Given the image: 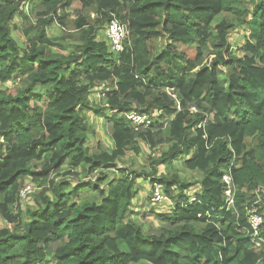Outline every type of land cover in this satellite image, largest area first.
I'll return each instance as SVG.
<instances>
[{
    "label": "trees",
    "instance_id": "1",
    "mask_svg": "<svg viewBox=\"0 0 264 264\" xmlns=\"http://www.w3.org/2000/svg\"><path fill=\"white\" fill-rule=\"evenodd\" d=\"M75 1L68 46L46 29L65 25ZM111 14L128 28L119 55L99 39ZM30 16L25 31L38 34L26 44L15 21ZM240 28L242 43H231ZM179 44H194L195 58ZM89 112L110 149L88 146ZM131 112L150 115L149 127L136 130ZM142 145L166 148L149 156L150 171L111 172ZM178 161L200 178L178 175ZM142 177L174 204L152 210L157 226L135 219ZM27 180L39 192L22 208ZM253 210L264 218V0H0V264H264L250 240Z\"/></svg>",
    "mask_w": 264,
    "mask_h": 264
},
{
    "label": "rangeland",
    "instance_id": "2",
    "mask_svg": "<svg viewBox=\"0 0 264 264\" xmlns=\"http://www.w3.org/2000/svg\"><path fill=\"white\" fill-rule=\"evenodd\" d=\"M67 13L70 15V18H69V21L65 25H62L56 21L52 26L47 27L46 32H47L48 37L51 39H54V40H61L62 38H65L66 41L62 42V43H66V45L69 46V45L74 44V41H72L68 35V34L74 33V31H73L74 27L71 24V22L78 15H81V5L78 3V1L74 2V4L72 5V7L70 8V10ZM93 14H94V12H91L89 14L91 19H94ZM32 19H33L32 16H30L27 20L16 19L15 23L18 24L19 29L14 31V37L17 40H19L20 42L28 44L29 39L35 37L38 34V32L36 30H33L32 33L30 34V36H28L26 31H25L27 29L28 30L31 29V27L36 26V20H32ZM240 31L241 32L239 33L236 30H232V32H231V43H233V44L242 43L245 32L242 28H240ZM99 39L100 40H106V42L108 43L105 25H104V29L102 31H100ZM163 45H164L163 41L160 40V41H157L153 46L157 49V51H160V49L163 48ZM178 48H179L180 52L186 53V55L189 59L192 60L195 58L196 47L194 44H190V45L179 44ZM55 50H58V49H55ZM214 57L215 56L211 55V54L207 55L208 63L211 62V60H213ZM5 87L10 88V92H14L17 88V85L16 84H14V85L13 84H7ZM91 102L95 106H97V104L100 103V98H99L98 92L93 93V95L91 97ZM87 118H88L89 123L92 125V127L95 131L89 137L88 146L90 148H94L98 142H101L102 145L106 149H110L112 147V144H111V141H110V139H109L108 135L106 134V131L103 127L101 117L96 116L93 112H89L87 114ZM165 150H166V148H160L159 150H157L155 152H151L150 149L146 145H142L141 155L137 156V155H134L133 153L129 152L127 154L126 158L121 163L118 164V167L116 169H113V171H111V172L116 173L114 171L117 169H127V168L134 170V171H137V172H141L143 170L150 171V169H149L150 161L148 160L149 156H151L154 159H157L158 157H160L162 152H164ZM173 168L175 170H178L177 174L186 180L193 179L194 181H197L200 178L199 175H197V174L193 175L191 172L184 171L182 169L181 163L179 161L175 162ZM159 174L160 175H166L167 170H165V168L163 166H161L159 168ZM159 174L156 176L157 178L160 176ZM72 178L75 179L74 181H79V177H77V176H74ZM81 178H83V177H81ZM91 178H89L87 180H90ZM82 181H86V180L83 179ZM27 182L32 183L30 180H27V181H25L24 185ZM33 185L35 187V194H36L39 192V189L35 184H33ZM136 187H137L139 193L136 197V200L134 201L133 208L135 211H138L139 214L136 215L137 217L135 219L136 220L141 219V221L146 225L157 226L154 218L149 216V215H152L151 214L152 210L160 212V213L169 212L174 208L173 202L170 199H169L170 201H166L160 205H154L151 202V200L149 202V199L152 198V193L155 190L156 186H154L152 183H150L148 178L142 177L141 179H139ZM194 188H197V186L195 185ZM163 194H164V192H163ZM32 196L33 195H27L25 198H23V201H21L22 208L33 205ZM144 215H147V217H145ZM4 226H5V224L0 219V227H4Z\"/></svg>",
    "mask_w": 264,
    "mask_h": 264
},
{
    "label": "built area",
    "instance_id": "3",
    "mask_svg": "<svg viewBox=\"0 0 264 264\" xmlns=\"http://www.w3.org/2000/svg\"><path fill=\"white\" fill-rule=\"evenodd\" d=\"M106 33L108 39V45L111 52L114 55H119L125 49V40L128 36L127 25L122 23L116 18L114 14H111V18L106 25ZM174 99H177L175 94H171ZM127 120H129L132 126L138 130L140 128H148L151 123L152 117L150 115H140L136 112H131L126 115ZM223 183L225 186L224 191V204L227 210L233 209L235 206L236 199V187L233 181L231 174V169L226 172L223 176ZM195 193V190L190 194L191 202L194 201L192 195ZM35 194V187L32 183L27 182L20 190V200L23 201L27 195ZM166 201H170L166 195L163 194L160 186H156L155 190L152 193L151 202L154 205H160ZM248 222L251 229V243L254 245L255 249L261 252L264 255V236L262 235V227L264 224V218L258 214L255 210L250 212L248 217Z\"/></svg>",
    "mask_w": 264,
    "mask_h": 264
}]
</instances>
